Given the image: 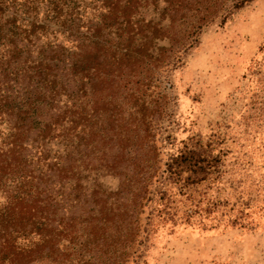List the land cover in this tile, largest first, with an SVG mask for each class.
Wrapping results in <instances>:
<instances>
[{
	"label": "trees",
	"instance_id": "obj_1",
	"mask_svg": "<svg viewBox=\"0 0 264 264\" xmlns=\"http://www.w3.org/2000/svg\"><path fill=\"white\" fill-rule=\"evenodd\" d=\"M253 1L0 0V264H145L159 229L254 226L220 132L164 156L153 129L162 78Z\"/></svg>",
	"mask_w": 264,
	"mask_h": 264
},
{
	"label": "rangeland",
	"instance_id": "obj_2",
	"mask_svg": "<svg viewBox=\"0 0 264 264\" xmlns=\"http://www.w3.org/2000/svg\"><path fill=\"white\" fill-rule=\"evenodd\" d=\"M264 45V0L236 10L223 23L206 25L197 43L162 78L167 95L163 119L154 129L164 156L190 137L224 136L226 160L250 187L254 226L214 228L178 224L150 239L145 264H264V111L252 107L249 71ZM103 184L114 189L115 179ZM46 264V263H44Z\"/></svg>",
	"mask_w": 264,
	"mask_h": 264
}]
</instances>
